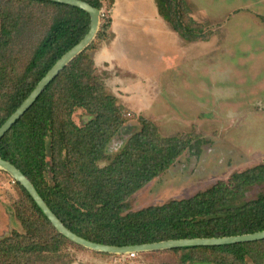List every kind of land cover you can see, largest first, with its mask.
I'll return each instance as SVG.
<instances>
[{
    "label": "trees",
    "instance_id": "trees-1",
    "mask_svg": "<svg viewBox=\"0 0 264 264\" xmlns=\"http://www.w3.org/2000/svg\"><path fill=\"white\" fill-rule=\"evenodd\" d=\"M81 1L103 9L104 0ZM155 3L158 14L185 42L209 41L203 26L190 18L186 0ZM38 8L53 10L43 13L41 30L34 29L41 19ZM112 24L102 25L100 44L111 38ZM90 27V15L76 7L0 0V129ZM88 51L60 73L0 142V158L28 177L61 222L88 241L113 247L264 232V191L245 200L252 190L264 188V163L193 197L132 210L130 200L196 146L191 138L162 137L145 118L139 119L140 131L131 134L124 108L106 92ZM81 109L89 119L79 126L74 114ZM124 130L130 138L111 156L110 145ZM17 185L26 198L16 209L23 232L0 239V264H75L71 252L85 248L60 234ZM170 251L184 253L182 264H264V241ZM145 255L150 254L131 259Z\"/></svg>",
    "mask_w": 264,
    "mask_h": 264
},
{
    "label": "rangeland",
    "instance_id": "rangeland-1",
    "mask_svg": "<svg viewBox=\"0 0 264 264\" xmlns=\"http://www.w3.org/2000/svg\"><path fill=\"white\" fill-rule=\"evenodd\" d=\"M186 1L208 42H185L158 14L155 0H104L101 27L113 22L111 38L100 44V28L85 51L96 59L106 92L124 108L131 134L145 118L162 137L191 138L196 146L130 200L134 211L193 197L264 163V0ZM38 10L35 30L44 27L43 13H53ZM88 119L85 110L74 114L79 126ZM131 134L119 133L109 154L118 153ZM263 191L254 189L245 200ZM25 201L17 182L0 169V239L23 232L16 209ZM71 253L75 264H182L184 255L140 253L150 255L136 261L134 255L104 256L86 248Z\"/></svg>",
    "mask_w": 264,
    "mask_h": 264
},
{
    "label": "water",
    "instance_id": "water-1",
    "mask_svg": "<svg viewBox=\"0 0 264 264\" xmlns=\"http://www.w3.org/2000/svg\"><path fill=\"white\" fill-rule=\"evenodd\" d=\"M55 2L63 5L79 8L91 17V27L87 36L63 58H61L46 77L39 83L30 97L13 114V116L0 129V142L6 134L21 120L24 115L36 104L46 88L64 71L74 60L82 55L96 40L101 28V12L87 2L81 0H41ZM0 169L7 172L17 183H19L32 197L44 215L49 219L57 231L73 243L88 250L108 255H135L140 253L170 251L185 248L198 247H220L264 241V232L229 238H203L183 239L160 242L155 244L113 247L88 241L69 230L61 220L49 208L45 200L39 194L34 184L15 165L0 158Z\"/></svg>",
    "mask_w": 264,
    "mask_h": 264
},
{
    "label": "crops",
    "instance_id": "crops-1",
    "mask_svg": "<svg viewBox=\"0 0 264 264\" xmlns=\"http://www.w3.org/2000/svg\"><path fill=\"white\" fill-rule=\"evenodd\" d=\"M111 58H112V55H111ZM111 58H110V60H111ZM95 61H96V59H95Z\"/></svg>",
    "mask_w": 264,
    "mask_h": 264
}]
</instances>
